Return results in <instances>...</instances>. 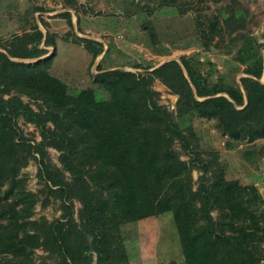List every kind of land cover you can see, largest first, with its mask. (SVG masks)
Segmentation results:
<instances>
[{
    "label": "trees",
    "instance_id": "16d2710c",
    "mask_svg": "<svg viewBox=\"0 0 264 264\" xmlns=\"http://www.w3.org/2000/svg\"><path fill=\"white\" fill-rule=\"evenodd\" d=\"M77 41L92 58L102 51L100 41L81 36ZM40 44L54 50L52 34L36 24L0 43V185L6 183L0 194V254L5 255L0 264H26L38 246L54 256L53 264H91L81 242L86 233L95 264H107L108 231L117 240L123 223L163 211L171 212L184 264H264V207L257 210L251 202L264 203V197L246 184L228 188L216 151L207 159H181L171 144L176 139L185 148L184 135L151 86L157 78L176 95L175 116L193 112L214 118L222 133L253 142L264 137L260 52L239 56L249 57L245 75L238 77L242 89L216 84L205 89L179 55V61L165 60L143 72L99 70L93 80L108 98L97 100L91 87L67 92L48 71L53 52L32 61L12 59L46 53ZM18 115L36 127L39 140L21 134ZM46 146L59 151V168L44 161ZM29 157L36 158L37 174L49 190L68 200L60 217L28 218L36 199L16 175ZM194 166L200 173L192 181ZM65 172L73 177L66 179ZM73 197L80 203L78 221Z\"/></svg>",
    "mask_w": 264,
    "mask_h": 264
},
{
    "label": "rangeland",
    "instance_id": "374dc122",
    "mask_svg": "<svg viewBox=\"0 0 264 264\" xmlns=\"http://www.w3.org/2000/svg\"><path fill=\"white\" fill-rule=\"evenodd\" d=\"M163 1L171 0H0V24H7L0 29V43L34 24L47 30L54 40V50L46 48V53L53 52L49 72L61 77L67 92L76 94L81 88L91 87L97 100L108 98L107 91L93 80L99 70L143 72L169 57L179 61V55L189 63L192 80L205 89L215 84L242 89L238 77L245 75L243 68L249 57L240 60L239 56L253 52L264 56V0ZM78 36L100 41L101 53L92 58L77 41ZM151 86L157 91V102L172 113L184 135L185 148L176 139L171 144L181 159L189 161L193 155L207 159L209 151H216L228 188L246 184L251 192L264 197V137L253 142L233 139L220 131L214 118H202L193 112L175 116L176 95L157 78ZM20 98L35 108L33 100L25 95ZM16 125L31 142L39 140L36 127L21 115L16 116ZM45 149L44 161L59 168V151L51 146ZM37 166L36 158L29 157L16 175L24 191L36 199L28 218L60 217L69 202L49 190L37 174ZM199 173L197 167L191 169L192 181ZM65 177L73 176L65 172ZM5 187L6 183L0 185V194ZM70 201L73 218L78 221L80 203L75 197ZM251 202L257 210L264 207L263 202ZM118 231L117 240L111 237L112 230L104 235L103 243L109 246L107 264H184L170 211L123 223ZM81 242L87 246L91 264H95L90 234L86 233ZM4 256L0 254L1 259ZM53 257L38 246L26 264H53Z\"/></svg>",
    "mask_w": 264,
    "mask_h": 264
},
{
    "label": "crops",
    "instance_id": "0c3cea01",
    "mask_svg": "<svg viewBox=\"0 0 264 264\" xmlns=\"http://www.w3.org/2000/svg\"><path fill=\"white\" fill-rule=\"evenodd\" d=\"M0 15H1V14H0ZM6 25H7L6 22L2 21L1 24H0V29H1V30L4 29ZM40 46H41V47H44V48H47V46H43L42 44H40ZM51 52H52V51H50V53H51ZM106 68H109V67H106ZM48 71H49V67H48ZM57 77L61 79V77H59V76H57ZM263 79H264V76H263V74H262L261 77L259 78V80H260V81H261V80L263 81Z\"/></svg>",
    "mask_w": 264,
    "mask_h": 264
},
{
    "label": "water",
    "instance_id": "95a60500",
    "mask_svg": "<svg viewBox=\"0 0 264 264\" xmlns=\"http://www.w3.org/2000/svg\"><path fill=\"white\" fill-rule=\"evenodd\" d=\"M49 53H50V51L47 52V53H45V54L39 55V56L36 57V58L28 59V60H26V61H32V60H35V59H38V58H41V57L47 56ZM12 59H14V60H22V59H18V58H12ZM169 59H175V60H177V58H175V57H169V58H167L166 60H169ZM164 61H165V60H164ZM162 62H163V61H162ZM160 63H161V62H160ZM158 64H159V63H158ZM263 76H264V75H263Z\"/></svg>",
    "mask_w": 264,
    "mask_h": 264
}]
</instances>
